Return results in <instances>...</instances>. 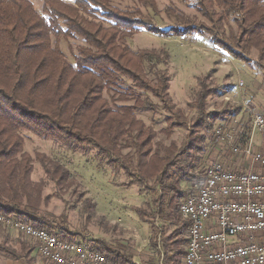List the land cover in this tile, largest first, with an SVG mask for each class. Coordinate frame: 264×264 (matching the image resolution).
<instances>
[{"label":"trees","instance_id":"16d2710c","mask_svg":"<svg viewBox=\"0 0 264 264\" xmlns=\"http://www.w3.org/2000/svg\"><path fill=\"white\" fill-rule=\"evenodd\" d=\"M137 1L157 15L154 0ZM177 1L194 9L202 21L186 20L171 10L182 26L163 29L141 9L122 8L116 0H44L42 12L31 0H0V214L82 245L72 235L58 233L37 215L41 190L32 181L33 160L23 150V132H28L43 139H59L75 149L93 148L109 166L126 172L133 164L123 151L134 149L139 182L154 181L160 186L153 204L155 214L188 229L179 212V201L188 192L182 191L180 184L205 180V169L198 168L207 150L205 133L212 130L214 122L236 117L241 107L225 109L220 118L200 114L187 146L157 150L153 130L136 113L153 109L147 95L151 94L167 111L179 116L169 93L170 77L156 68L161 57L168 54L146 50L136 53L127 39L138 30L163 37L206 35L213 45L237 60L249 63L247 56L255 52L264 67V0ZM231 23L235 29L230 27L228 35L225 27ZM70 39L81 42L75 63L60 47L62 40ZM199 94V105L205 109L208 97L217 95V89L203 82ZM128 99L134 104L124 105ZM181 125L183 122L172 124ZM160 234L163 264H182L185 252L181 245L185 240L180 237L181 231L175 232L177 240L164 231H155L151 243L156 250ZM92 249L106 253L113 263L130 264L109 246Z\"/></svg>","mask_w":264,"mask_h":264},{"label":"rangeland","instance_id":"374dc122","mask_svg":"<svg viewBox=\"0 0 264 264\" xmlns=\"http://www.w3.org/2000/svg\"><path fill=\"white\" fill-rule=\"evenodd\" d=\"M31 1L35 8L42 12L44 0ZM154 1L157 15L144 8L137 0H116L115 4L122 8L141 9L145 15L152 16L163 29L182 26V22L170 14L171 10L175 14H182L186 20H196L197 23L202 21L196 11L184 2ZM231 24L232 26L225 27L228 35L230 27L235 29L234 24ZM230 38L232 40V36ZM232 42L236 49L233 40ZM127 43L136 53L146 50L159 55L164 52L168 54L161 57L156 68L170 77L169 93L179 116L167 111L162 102L151 94L147 95L153 109L136 113L137 118L153 130V144L158 145L157 150L173 146L179 150L187 146L194 121L199 119L202 113H210L212 116L215 114L220 118L225 109L242 107L239 121L247 126L252 124L254 114L259 110L258 103L264 101V67L257 61L255 52L247 56L250 59L247 63L217 48L206 35L194 38L163 37L146 30H138L132 38L127 39ZM80 44V41L72 39L62 40L60 47L70 62L75 63L74 55L77 54ZM146 69L148 73L151 72L147 65ZM149 76L155 80L152 73ZM203 82L210 89H217V95L208 97L205 109H202L198 102ZM127 84L132 85L129 80ZM135 91L139 93L138 90ZM106 97L111 101L109 95L106 94ZM142 99L145 100L146 95L142 96ZM123 104L133 105L134 100L128 99ZM182 122L184 125L172 126L173 123L179 125ZM226 126L227 121L218 120L213 123L212 130L205 133V144L209 145L210 157L200 158L206 163H203L204 165L208 166L217 155L220 141L215 139L216 130H227ZM23 136V150L33 160L32 181L40 186L41 190L37 214L39 218L58 233L72 235L75 242H80L88 248L102 244L109 246L130 264H163L164 254L163 257L160 254L164 253V243L159 244L158 240L159 250H156L151 243L153 234L155 231H164L167 237L174 240H177V236L171 225L155 214L157 208L153 204L154 199L160 195V186L154 181L143 184L139 182L134 149L123 151V155L130 158L133 164L129 172H126L123 168L114 169L109 166L105 160L100 159L93 148L75 149L59 139H43L28 132H23ZM182 158L179 157L180 161L184 162ZM176 174L180 175L177 172ZM197 183L191 182L190 187L189 183L187 185L183 182L180 188L186 193L193 192V185ZM182 201L181 198L179 204ZM5 228L7 230L0 228V240L4 241L10 235L12 238L17 236L12 230ZM17 237L21 239L23 236ZM182 248L185 249L184 244L181 245Z\"/></svg>","mask_w":264,"mask_h":264},{"label":"built area","instance_id":"2783aa9c","mask_svg":"<svg viewBox=\"0 0 264 264\" xmlns=\"http://www.w3.org/2000/svg\"><path fill=\"white\" fill-rule=\"evenodd\" d=\"M254 133L264 139L263 113L254 114ZM215 136L235 157H246L262 170L235 172L221 158L199 166L208 169V180L193 185L195 190L180 204L189 225L182 264H264V153L256 151L253 135L241 143L235 131L219 128ZM0 225L31 240L49 264H115L56 233L42 234L36 227L2 218Z\"/></svg>","mask_w":264,"mask_h":264},{"label":"crops","instance_id":"0c3cea01","mask_svg":"<svg viewBox=\"0 0 264 264\" xmlns=\"http://www.w3.org/2000/svg\"><path fill=\"white\" fill-rule=\"evenodd\" d=\"M258 105H259L258 106L259 110L257 113H263L264 114V101L259 102ZM242 110H243V108L241 107V111L239 112V114L236 117H233V118L228 117L224 120V121H227V126H226L227 130L235 131L237 134V140L241 143H245L247 141V139L253 135L256 151L264 153V139H263V137L258 133L252 134V124H249L247 126L242 121L241 122L239 121V116L242 114ZM228 120H230V121L228 122ZM205 145L207 147V150H206V153L203 155V157L205 156V158L208 159L210 157V154H209L210 149H209V145H207V143ZM216 158H221L223 160L225 166L228 167L230 170L235 171V172H248V171H260V170H262L261 168L255 166V165H252L251 160L246 158V157L245 158L244 157H235L221 143H218L217 155H215L214 159H216ZM203 163H205L204 160H200V165H204ZM188 183L190 184V182H187L186 184L188 185ZM163 222L171 225L172 231L174 233L178 230L181 231V236H183L185 238L184 239L185 240V242H184L185 249L182 248V250L184 252H186L188 229L185 230L183 225H180L179 223H174L172 221H163ZM0 228L1 229L3 228L4 230L6 229L3 226ZM166 236H167V234H166ZM13 237L14 238H12L10 235L9 238H6L7 240L6 239L4 241L0 240V264H49L47 261L42 259L41 256L37 253L36 246L31 240L27 239L26 237L24 238V236L21 239L15 235ZM183 237H182V239H183ZM160 239H161V235L158 239L159 244L161 243ZM171 254H174V253L172 252ZM161 257H163V253L161 254ZM158 261H159V259H158ZM182 262H183V260H182Z\"/></svg>","mask_w":264,"mask_h":264},{"label":"bare ground","instance_id":"6f19581e","mask_svg":"<svg viewBox=\"0 0 264 264\" xmlns=\"http://www.w3.org/2000/svg\"><path fill=\"white\" fill-rule=\"evenodd\" d=\"M205 169H206V179H205V180H208V169H207L206 167H205ZM180 213H181V216H183V215H182V205H180ZM0 218H2V219H6V220H11V221H17V222H19V223H25V222H22V221H20V220L14 219V218H12V217H7V216L2 215V214H0ZM182 218L185 219V216H183ZM25 225H26V226L35 227V226L32 225V224H27V223H25ZM40 231H41L42 234H55V233H51V232H49V231H47V230H44V229H40ZM71 243H72V242H71ZM74 245H75V246H82L81 244H78V243H74ZM95 254H97V256H105V263H113V262H111V261L107 258V256H106L105 254H103L102 252L95 251ZM115 264H117V263H115Z\"/></svg>","mask_w":264,"mask_h":264}]
</instances>
